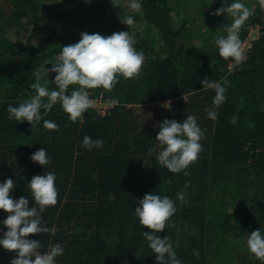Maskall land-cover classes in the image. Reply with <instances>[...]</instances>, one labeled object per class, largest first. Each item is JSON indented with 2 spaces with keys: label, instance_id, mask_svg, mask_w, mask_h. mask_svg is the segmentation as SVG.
Instances as JSON below:
<instances>
[{
  "label": "trees",
  "instance_id": "obj_1",
  "mask_svg": "<svg viewBox=\"0 0 264 264\" xmlns=\"http://www.w3.org/2000/svg\"><path fill=\"white\" fill-rule=\"evenodd\" d=\"M1 1L0 24L15 20L20 25L27 17L37 22L36 0ZM111 2L89 0L93 12ZM184 2L189 4V0ZM233 2L212 0L210 11ZM254 2L250 19L261 24V36L247 60L231 70L232 59L222 58L216 43L198 45L187 38L185 24L178 26L174 18L173 0H140V17L157 32L149 38L134 36L135 50L144 55L139 78L118 76L120 82L111 92L102 87L86 89L118 101L105 116L90 107L82 123L73 122L59 102L47 115L41 110L43 119L55 122L59 131L45 129L43 120L32 131L29 122L9 119L7 107L31 100L36 72L44 78L42 86L47 81L45 86L55 89L56 73L45 75V69L52 66L46 62L55 63L62 47L78 43L81 36L64 35L60 43L49 36L36 45L31 39L15 43L0 33V72L9 75L0 79V183L11 178L16 185L11 198L24 196L32 207L35 201L27 187L32 177L48 172L56 176L58 202L42 213L47 225L56 229L55 235L29 236L40 240L41 254L58 243L63 255L55 258L56 264H157L156 254L142 235L149 229L134 213L139 200L150 193L175 203V214L157 235L169 238L182 264H223L231 255L229 241L244 237L251 224L264 228V9L259 0ZM109 19L116 21L108 14L101 23L111 32ZM245 33L239 32V39ZM205 78L226 89V100L216 109L215 121L205 109L212 107L216 92L202 88ZM6 85L8 89H4ZM78 89L79 85H71L67 94ZM164 101L169 106L162 108ZM153 105L157 113L144 115ZM188 115L196 117L206 138L200 141L198 160L180 173H172L157 160L163 150L156 140L159 125L165 119L183 123ZM234 116L238 119L232 124ZM85 136L102 139L103 147L86 149L82 146ZM41 147L50 158L44 167L30 158ZM220 190L225 202H229L228 192L236 197L244 190L243 204L231 212L213 213L211 198ZM177 193H183L186 202ZM8 215L0 210V238L7 231L2 221ZM179 224L187 231L182 239L175 229ZM15 258L14 251L0 245V264H10ZM252 260L262 264L255 257Z\"/></svg>",
  "mask_w": 264,
  "mask_h": 264
},
{
  "label": "clouds",
  "instance_id": "obj_2",
  "mask_svg": "<svg viewBox=\"0 0 264 264\" xmlns=\"http://www.w3.org/2000/svg\"><path fill=\"white\" fill-rule=\"evenodd\" d=\"M259 4L264 9V0H259ZM129 7L133 11H138L141 5L132 2ZM224 13L231 14L234 22L231 26L223 27L227 36L222 35L216 40L219 55L225 60L231 58L239 64L244 59L239 29L253 13L240 0H235L227 8L222 6L212 14L219 16ZM122 23L131 26L134 19L129 16ZM135 43L134 36L129 35L128 31L113 33L107 37L99 33H81L78 43L62 47V52L55 63L46 62L52 67L45 69V75H49L50 72L56 73L53 81L56 88L49 90L46 86H42L39 83L41 73L36 72L37 82L31 84L34 90L31 100L21 103L18 107L9 105L7 107L8 118H14L18 122H29L32 131L38 130L36 126L43 120L45 129L59 131V126L55 122L43 119L41 115V110L44 115H47L59 102L64 111L69 114L71 121L79 120L82 123L85 112L93 106V101L89 99V92L86 89L102 87L111 92L120 82L118 76H122L125 80L139 78L144 64V55L135 50ZM201 83L204 89H215L216 95L212 107L205 109L208 118L215 121L218 118L216 109L226 100V89L220 83L210 82L207 78ZM46 84L47 81H45ZM71 85H79V89L73 90L69 95L67 93ZM117 103L118 101L114 99L109 101L112 106ZM164 106L168 107L169 104L166 103ZM237 119L234 116L230 123L235 124ZM159 128L156 140L158 146L163 149L157 156L160 165L172 173H180L198 160V155L202 151L200 141L206 137L205 130L198 126L195 116L188 115L183 123L165 119L160 123ZM103 145L102 139L93 140L89 136H85L82 141V146L88 150L102 148ZM151 152L152 149H149V154ZM30 158L43 167L50 163L47 150L43 147ZM55 181L54 172L32 177L27 185L35 201V206L32 207H29V200L24 196L18 200L11 198L10 193L16 186L11 178L0 183V210L9 214L2 221L7 231L3 238H0V245L16 253V258L11 260L10 264H56L55 258L63 255V248L58 243L50 246L48 252L41 254L38 251L41 247L40 240L29 239L30 235L44 233L55 235L56 229L49 227L42 215L47 208L55 206L58 202ZM177 197L181 202H186L183 193H177ZM175 212L176 206L172 199L153 193L145 194L143 199L139 200V206L134 210L139 223L149 229L142 235L156 254L157 264H182L169 238L167 236L161 238L157 235V233L164 232L167 222ZM247 245L255 258L264 264V235L260 230H255L249 235Z\"/></svg>",
  "mask_w": 264,
  "mask_h": 264
},
{
  "label": "rangeland",
  "instance_id": "obj_3",
  "mask_svg": "<svg viewBox=\"0 0 264 264\" xmlns=\"http://www.w3.org/2000/svg\"><path fill=\"white\" fill-rule=\"evenodd\" d=\"M37 7L39 9L37 22L33 18L27 17L23 19L21 24H16L18 21L13 20V24L8 21L0 24L2 33L7 38L11 39L15 43H24L30 40L40 45L44 43V40L49 36H54V40L60 43V38L64 35L71 37H80L82 31L91 34L99 33L100 35L107 37L113 33L121 31H128L129 35L141 37H152L156 35V30L151 28L147 22L140 17L141 8L138 11H133L129 5L132 2L140 4V0H113L111 3H105L102 7L94 9L91 8L89 0H36ZM212 0H189V4L186 5L184 0H173L174 5V18L177 21V25L185 24L187 32V38L198 45H213L220 36L227 35V32L223 30L225 25L231 26L234 22V17L229 13H224L219 16L213 15L210 11L209 3ZM255 0H240L250 10L255 9ZM7 4V1H1ZM12 7L8 6V10ZM11 11V10H10ZM115 16L116 21L109 19V26L112 31L106 30L102 27V17ZM133 17L134 23L131 26H127L122 23L127 17ZM251 18V16H250ZM113 29L114 30L113 32ZM246 31V22L240 27L239 32ZM59 56V55H58ZM57 56V57H58ZM52 67V66H51ZM9 78L6 71L0 72V79L4 80ZM1 83H4L1 81ZM40 83L44 84V78L41 77ZM45 86V85H44ZM4 89H8V85L4 86ZM169 101L160 103L161 107ZM155 105L151 106L148 111H143L144 115L153 116L157 112ZM229 193V202L221 201L223 192L216 197L211 198L210 209L213 213L215 211L220 213L234 211L235 208L240 207L243 204L242 194L246 193L244 190L235 195ZM216 199V200H213ZM210 215H213L210 213ZM222 216V215H221ZM240 223V221H239ZM176 231H179V238L182 239L186 235V227L181 224L176 225ZM260 230L261 234H264V228L261 226L251 224L244 232V237L229 241L227 250L231 254L227 260H224L223 264H250L255 256L252 254L247 245L249 235L255 231ZM177 240V239H176ZM253 262V260H252ZM254 264V262H253Z\"/></svg>",
  "mask_w": 264,
  "mask_h": 264
},
{
  "label": "built area",
  "instance_id": "obj_4",
  "mask_svg": "<svg viewBox=\"0 0 264 264\" xmlns=\"http://www.w3.org/2000/svg\"><path fill=\"white\" fill-rule=\"evenodd\" d=\"M245 22H246V33H245V36L242 39H240L241 50L244 55V59L242 60V62L247 60L249 53L254 46V42L261 36V33H262L261 24L254 23L253 21H251L250 17ZM239 64H237L232 59L229 63V69L233 70ZM89 99L93 101L92 107L96 109L99 114L103 116L107 115L110 112V110L114 108V106L109 104V101L113 99H111L109 96H107L103 92L98 95L92 92H89Z\"/></svg>",
  "mask_w": 264,
  "mask_h": 264
}]
</instances>
